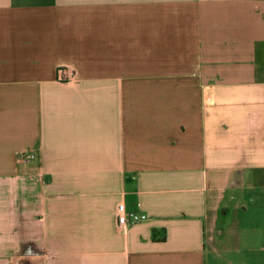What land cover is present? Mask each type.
<instances>
[{
    "label": "crops",
    "instance_id": "obj_1",
    "mask_svg": "<svg viewBox=\"0 0 264 264\" xmlns=\"http://www.w3.org/2000/svg\"><path fill=\"white\" fill-rule=\"evenodd\" d=\"M0 264H264V0H0Z\"/></svg>",
    "mask_w": 264,
    "mask_h": 264
},
{
    "label": "built area",
    "instance_id": "obj_2",
    "mask_svg": "<svg viewBox=\"0 0 264 264\" xmlns=\"http://www.w3.org/2000/svg\"><path fill=\"white\" fill-rule=\"evenodd\" d=\"M61 74H67V70L61 69ZM16 156L19 160H24L28 159L30 154L26 152H19ZM147 218L148 216L145 213L127 211L123 203H118L116 207V223L119 229L124 230L131 225L146 220Z\"/></svg>",
    "mask_w": 264,
    "mask_h": 264
},
{
    "label": "rangeland",
    "instance_id": "obj_3",
    "mask_svg": "<svg viewBox=\"0 0 264 264\" xmlns=\"http://www.w3.org/2000/svg\"><path fill=\"white\" fill-rule=\"evenodd\" d=\"M251 204H253V202H252L251 200H249V201H247L244 205H246V206L248 207V206H251ZM255 205H258V203L255 204ZM246 218H247V217H246ZM245 246H247V245H245Z\"/></svg>",
    "mask_w": 264,
    "mask_h": 264
}]
</instances>
